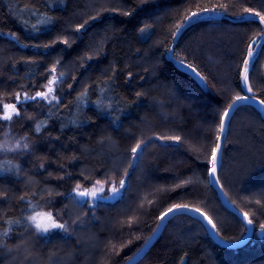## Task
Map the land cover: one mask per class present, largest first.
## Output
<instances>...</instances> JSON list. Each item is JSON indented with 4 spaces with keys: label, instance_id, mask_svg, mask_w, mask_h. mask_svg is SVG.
Masks as SVG:
<instances>
[{
    "label": "trees",
    "instance_id": "1",
    "mask_svg": "<svg viewBox=\"0 0 264 264\" xmlns=\"http://www.w3.org/2000/svg\"><path fill=\"white\" fill-rule=\"evenodd\" d=\"M205 8L222 15L198 18L173 38L185 16ZM249 8L264 14V0H0V114L16 101L13 121L33 149L25 158L0 155V165L20 169L0 171V240L5 221L20 220L11 227L21 236L11 233L16 242L5 241L0 264H121L175 204L200 208L225 240L243 236L245 224L222 205L209 173L227 105L238 93L264 99V39L251 62L253 93L242 84L241 62L264 29L242 17ZM53 66L61 96L49 115L47 104L21 101L43 90ZM217 176L253 220L248 242L222 246L201 221L180 213L135 264H264V117L256 105L241 104L230 118ZM122 178L119 196L92 199L90 207L71 193L77 184L119 187ZM38 208L52 210L68 232L35 234L27 217Z\"/></svg>",
    "mask_w": 264,
    "mask_h": 264
},
{
    "label": "snow or ice",
    "instance_id": "2",
    "mask_svg": "<svg viewBox=\"0 0 264 264\" xmlns=\"http://www.w3.org/2000/svg\"><path fill=\"white\" fill-rule=\"evenodd\" d=\"M141 3H147V0H140ZM213 9H201L199 12H193L191 15L189 16H185L184 17V21L182 24H179L176 26V30L173 33V38H177L180 34V32L183 30L184 26L187 24H190L194 19H198L201 15H203L204 13H210L213 12ZM246 14L253 17V21L254 23H257L258 25H264V14H262L259 11H254L253 9L249 8L246 9ZM124 15H130V13L125 12ZM97 17H92L91 19H96ZM89 21H85L84 23H81L79 25H77L75 31L77 33H79L83 28H85L86 24ZM147 30V26L144 28H140L139 31L141 33H144ZM262 32H264V29H261ZM64 44H69L68 40H64L63 41ZM47 47V45H46ZM168 51H172V49H168ZM255 53L252 52L251 50L247 51V59L242 60L241 64H242V70H243V79H242V84L244 87V90L247 93H253V88L250 86L249 84V72L250 70L254 67L251 63L252 58L254 57ZM92 57H89V59H91ZM182 65L183 62L181 61ZM186 67H188L199 79L204 80L205 78L203 76H201V74L196 70V68H194L191 64L186 65ZM56 72V68L55 66L52 67V69L49 71L48 75L52 76L51 79L47 80V84L43 85V90L40 91H36L34 95H28L27 93H25L23 101H21V103L24 102H28V101H34V102H38V103H46L49 106V115H51L52 112V106L55 104L56 107H59V97L58 95L55 94V89H54V85L57 83V77L55 75H53ZM63 75V73H61V76ZM75 79V78H74ZM68 88L71 89L72 88V84L68 85ZM137 95L139 96L140 93H137ZM85 98V93H81L80 96L77 97V100H82ZM16 99L19 101L20 100V94L17 93L16 94ZM248 100H252L253 102H257L259 105L264 106V99H258L257 96L255 94L249 96V95H240L239 93L234 97V99H232V102L230 104L227 105V108L222 112L221 114V119L219 121V133L220 135H217L216 137V141L217 143L215 144V146L212 148L211 151V157H210V163H211V172L209 173V175L211 177H213V181L214 183H219V179L216 178V173L218 170V162H219V153L222 147V137L223 134L225 133V131L227 130L228 124L227 121L230 117V113L233 109L236 108L237 104L240 102H246ZM19 117L20 116V112L19 109L17 107L16 103H5L2 105V114H0V121H11L13 119V116ZM63 123V122H62ZM2 130V129H0ZM37 132L40 131L39 127H37L35 129ZM5 137H7V133H5ZM158 139L163 140V141H173V142H180L181 137L180 136H163V137H159ZM144 145V141L141 140L139 142H137L135 144V146H133L131 148V154H132V159L136 160L139 157L140 154V150H142V147ZM15 149H20L21 148V143L20 141H17L15 144ZM29 145L27 143H24L22 145L23 149H28ZM12 148H10L9 142L7 139H5V141L0 144V155H2L3 153H7L8 151H11ZM21 155H23L24 153H20ZM44 165L41 164L40 168L43 169ZM132 164H129L128 168H131ZM15 171L17 175H19V168H13L12 165H0V171ZM51 175V174H49ZM129 175V171L128 169H125L124 171V176L127 177ZM60 179H63V177H60ZM97 184H99V181H97ZM77 188V196L84 198V197H92L96 200H103V199H107L108 197L106 196H100L98 195L99 191H101L100 189H96V188H92V189H86L83 191H79L80 189V185L77 184L76 185ZM126 188V180L125 179H120L119 180V187H115L113 186L111 189L112 192V198H116L117 196H119L121 189H125ZM23 199V198H22ZM257 203H259V201H257ZM189 208V206L187 204H175L169 208H167V210L159 217V219L161 220V222H163V220L165 218H167L170 214L174 213L175 211H179V210H187ZM192 211H195L196 213H198L203 219L207 220V223L209 225L212 226L213 229L216 228V225L212 222V220L203 212L201 211L200 208H194L191 209ZM244 218L247 220L248 224H252L253 220L249 219V214L247 212L244 213ZM27 219L34 225L35 228V234L37 235H42V234H47L49 233L50 229L52 228H58V229H62L65 232L67 231V228L65 227L64 224H56L53 220H52V216L49 213H37L36 215H32L27 217ZM4 223H7L9 225L8 228L5 229V231L3 232V239L0 240V253H2L4 251L5 248V241H9V242H13L15 243L16 241L13 239V236L11 235V233L13 231L17 232V236H16V240L20 239L21 236L19 235V229H13L11 227L12 223L15 224H20V220H16L14 222L12 221H5ZM157 227H159V225H157ZM261 231L264 232V224L260 225ZM25 232H28V228L26 227L24 229Z\"/></svg>",
    "mask_w": 264,
    "mask_h": 264
},
{
    "label": "water",
    "instance_id": "3",
    "mask_svg": "<svg viewBox=\"0 0 264 264\" xmlns=\"http://www.w3.org/2000/svg\"><path fill=\"white\" fill-rule=\"evenodd\" d=\"M214 17V18H220L221 13L220 12H213V13H204L201 17ZM263 75H264V69H263ZM250 96V95H249ZM259 99V98H258ZM245 103H249V104H253L256 105L260 110L261 113L264 117V106L259 105L257 102H253L252 100H248L246 102H240L237 104L236 108L233 109L230 113V117L227 121V124L230 120V118L232 117L233 113L235 112V110L237 109V107L241 104H245ZM226 133L227 130L225 131V133L223 134L222 137V147L219 153V162H218V169L220 166V162H221V154H222V149L224 146V142H225V138H226ZM220 135V134H219ZM211 172V169H210ZM218 173V170H217ZM216 173V178H218ZM213 177L210 176V183L211 185L215 188L216 192H217V196L220 200V202L222 203V205L229 211H231L232 213L236 214L246 225V231L245 234L242 238L237 239V240H233V241H228L225 240L223 238H221L217 232L215 231V229L212 228L211 225H209L207 223V220L203 219L198 213H196L195 211H192L191 209H194L195 207L189 206V208L187 210H179V211H175L174 213L170 214L167 218H165L163 220V222H161V220H158L157 225H159V227H155V229L151 232V234L146 238V240L142 243V245L138 248V250H136L126 261H124L121 264H135L139 259H141L146 252L151 248V246L156 242V240L159 238L160 234L162 233L166 223L168 222V220L173 217L176 214H180V213H185L188 214L196 219H198L199 221H201L203 223V225L206 227L209 235L220 245L222 246H226L229 248H238L241 247L243 245H245L248 240L251 237V232L253 230V224H248L247 220L244 218V213L241 212L234 204L233 202H231L228 197L226 196V194L224 193L222 187L220 186L219 183H214L213 181ZM107 199H114L112 198V194L108 196ZM164 213V212H163ZM162 213V214H163ZM206 214V213H205ZM207 215V214H206ZM208 216V215H207ZM209 217V216H208ZM259 235L260 237H262V231H259Z\"/></svg>",
    "mask_w": 264,
    "mask_h": 264
},
{
    "label": "rangeland",
    "instance_id": "4",
    "mask_svg": "<svg viewBox=\"0 0 264 264\" xmlns=\"http://www.w3.org/2000/svg\"><path fill=\"white\" fill-rule=\"evenodd\" d=\"M195 12H197V11H195ZM213 12H210V13H213ZM191 14H189V15H191ZM201 16L199 18H205V17H201ZM247 16L248 15H243L242 17H247ZM194 20H196V19H194ZM182 23H180V24H182ZM185 26H184V28H185ZM263 39H264V32L262 33V35L259 38H257L256 40H254V42L252 43V49H251V51L254 52L255 55L257 54V51L259 50ZM255 55H254V57H255ZM253 58H252V60H253ZM183 67L186 70H188L198 80V82L202 86H205V81L204 80L199 79L188 67H186V65L183 64ZM53 75H55L57 77V83L54 85L55 94L58 95V97L60 98L61 95H60V89H59V85H58V77H59V75L56 72ZM51 78H52V76H51ZM23 95H25V94H23ZM6 103H16V101H14V102H6ZM17 106H18V104H17ZM42 106L45 107L46 106V103H40L38 105L39 108H41ZM40 111H41V109H39V112ZM14 117H15V115L13 116V119L11 121H5V125H4L3 129L0 131V144H2L5 141V139H7L8 142H9L10 148H12L11 151H8L7 153H3L1 156H7V157H13V158H15V157H17V158H25V157H27L28 155L31 154V151L33 153L32 145L29 144L30 142H28L23 136H21L22 133L18 130L19 129V127H17L18 125L15 123V121H13L14 120ZM5 133H7V137H5ZM17 141H20V143H21V148L20 149H15V147H14ZM24 143H27L29 145L28 149H26V150L22 148V145ZM22 152L24 153L23 155L20 154ZM112 187H113L112 185L107 186L106 188L103 187L102 192H100L98 195H100V196H107L108 197L109 195L112 194V192H111ZM92 188L99 189L98 185L97 186H94V187H83V186H80L79 191H83V190H86V189H92ZM71 193H72V196L74 197V199L76 201H78V202H81V203H84L85 202V203L88 204L89 207L92 206V204H94L92 202V199L94 200V198H88V197L81 198V197H78L77 196V188L76 187H75V189ZM37 213H49L52 216V220L56 224H63V222L59 218H57L56 215H54V212L52 210L38 208L36 210H33V212L31 213L30 216L36 215ZM31 225L34 228V225L32 223H31ZM34 230H35V228H34ZM53 232H62L63 234H66L68 231L65 232L62 229L52 228V229H50L49 233L42 234L40 236H47V235H49V234H51ZM251 234H252V232H251ZM243 236H244V232H243ZM262 236H264V232H262ZM91 238H92V236L89 235V239H91ZM86 241L89 242V240H87V239H86ZM91 241H93V240H90V242Z\"/></svg>",
    "mask_w": 264,
    "mask_h": 264
},
{
    "label": "flooded vegetation",
    "instance_id": "5",
    "mask_svg": "<svg viewBox=\"0 0 264 264\" xmlns=\"http://www.w3.org/2000/svg\"><path fill=\"white\" fill-rule=\"evenodd\" d=\"M100 190H101V191H99V193L102 192V190H103V186H101ZM99 193H98V194H99Z\"/></svg>",
    "mask_w": 264,
    "mask_h": 264
},
{
    "label": "clouds",
    "instance_id": "6",
    "mask_svg": "<svg viewBox=\"0 0 264 264\" xmlns=\"http://www.w3.org/2000/svg\"><path fill=\"white\" fill-rule=\"evenodd\" d=\"M12 247H15V246H12ZM12 247H9V251H11V250H12Z\"/></svg>",
    "mask_w": 264,
    "mask_h": 264
},
{
    "label": "bare ground",
    "instance_id": "7",
    "mask_svg": "<svg viewBox=\"0 0 264 264\" xmlns=\"http://www.w3.org/2000/svg\"><path fill=\"white\" fill-rule=\"evenodd\" d=\"M245 231H246V230H245ZM244 234H245V233H244ZM242 237H243V236H242ZM242 237H241V238H242Z\"/></svg>",
    "mask_w": 264,
    "mask_h": 264
}]
</instances>
